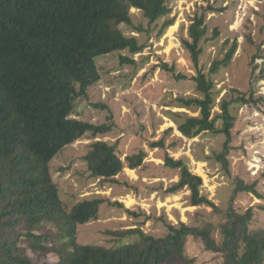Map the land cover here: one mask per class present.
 Instances as JSON below:
<instances>
[{
    "label": "trees",
    "instance_id": "trees-1",
    "mask_svg": "<svg viewBox=\"0 0 264 264\" xmlns=\"http://www.w3.org/2000/svg\"><path fill=\"white\" fill-rule=\"evenodd\" d=\"M202 1L208 2L204 11L194 16L188 38L181 39L196 72L188 77L194 82L196 96L173 99L177 106L198 110V114L172 110L166 114L184 137L193 138L203 131L223 133L226 139L216 159L228 172L226 155L231 148L235 121L231 108L237 104L256 106L264 96L255 97L253 88L248 91L233 88L229 97L220 99V112L212 115L216 104L212 75L228 66L237 41L234 39L223 58L213 60L207 72L198 67L201 43L207 34L206 14L215 9L209 0ZM167 2L0 0V264H195V259L185 252L188 236L200 238L207 250L220 252L222 264H264V229H249L253 206L238 212L229 205L218 225L219 242L211 222L195 226L179 221L166 223L167 232L163 236L134 227L110 232L119 237L135 235L131 242L114 247L80 244L76 240L78 226L97 220L101 204L111 201L94 195L69 205L61 198L51 176L50 162L63 147L86 133L95 137L111 130L109 123L94 124L71 114L76 100L88 99V88L100 77L95 61L98 56L122 50L134 54L143 49L144 44L138 43L135 36L125 35L118 25H133L132 7L139 9L152 24L169 13ZM172 24L173 19H166L159 34ZM120 60L134 63L127 55H120ZM160 64L167 67L166 63ZM255 68L256 64L252 73ZM174 76L186 78L182 73ZM217 120L220 126L216 125ZM171 130L172 127L163 130L164 135ZM146 143L149 148L159 149L164 167L178 173V180L166 189L167 193L185 188L190 192V205L207 204L219 210L200 193L201 176L193 173L183 159L174 158L167 151L175 142L166 145L162 135L156 140L147 139ZM146 156L143 147L122 156L118 139L113 143L98 139L89 144L84 160L90 176L101 185L120 184L117 176L123 169H141ZM256 183L237 180L230 202L242 191L264 198L257 192ZM123 184L131 186L126 181ZM111 203L123 207L118 201ZM126 211L138 216L134 211ZM48 223L56 227L57 233L42 231V226ZM50 237L61 241L57 249L48 245ZM53 252L57 254L55 263L41 260ZM30 253H35L37 260Z\"/></svg>",
    "mask_w": 264,
    "mask_h": 264
},
{
    "label": "rangeland",
    "instance_id": "rangeland-1",
    "mask_svg": "<svg viewBox=\"0 0 264 264\" xmlns=\"http://www.w3.org/2000/svg\"><path fill=\"white\" fill-rule=\"evenodd\" d=\"M207 3L168 0L169 13L152 24L139 9L132 7L133 25L143 29L137 30L125 23L118 27L125 35L135 36L138 43L144 44L143 49L134 54L127 50L115 51L96 58L100 77L88 88V99L76 100L71 117L94 124L106 122L111 130L95 137L86 133L63 147L50 162V172L61 198L69 205L84 197L100 195L111 202L122 203L123 207L102 203L97 220L78 226V243L114 247L134 241L136 236L119 237L111 231L139 227L145 233L163 236L167 232L166 223L179 221L195 226L211 222L216 228L214 237L219 242L218 225L224 220V212L230 204L238 212L253 206L249 229H264V198L242 191L230 202L237 180L246 184L257 181L255 188L264 196V99L256 106L237 104L231 108L235 121L231 129V148L226 155L228 172L216 159L226 139L223 133L203 131L187 138L179 133L166 114L167 110L198 114V110L177 106L173 99L196 96L194 82L188 78L196 72L181 39L188 38L190 23L194 16L204 11ZM209 4L215 9L206 14L207 34L201 43L198 67L207 72L213 60L223 58L234 39L237 41L228 66L212 75L216 93L214 115L220 112L222 96L229 97L233 88L241 91L253 88L255 97L264 96V72L261 71L264 68V0H209ZM166 19H173L175 28L169 32L170 25L159 34ZM120 55L131 57L134 63L121 62ZM254 55L258 56L254 58ZM161 62L167 67H162ZM174 73H182L186 78H175ZM220 124L217 120L216 125ZM168 127L172 130L164 135L163 130ZM162 135L166 145L175 142L168 146L169 154L183 159L193 173L201 176L200 193L212 201L218 211L207 204L190 205V192L185 188L176 193L166 192L178 180V173L164 167L159 149L149 148L146 143L147 139L156 140ZM98 139L109 143L118 139L122 156L143 147L147 151L144 166L132 171L124 168L117 176L120 184L106 182L101 185L98 179L90 176L84 160L89 144ZM125 181L131 186L123 184ZM125 199L132 202L127 204ZM127 209L138 216L133 217ZM41 229L45 233H57L56 227L49 223ZM49 239L47 243L51 247L57 249L61 245V241ZM185 252L195 259V264H222L223 261L220 252L207 250L202 240L193 236L187 237ZM30 255L37 260L35 253ZM41 260L55 263L57 254L53 252Z\"/></svg>",
    "mask_w": 264,
    "mask_h": 264
},
{
    "label": "bare ground",
    "instance_id": "bare-ground-1",
    "mask_svg": "<svg viewBox=\"0 0 264 264\" xmlns=\"http://www.w3.org/2000/svg\"><path fill=\"white\" fill-rule=\"evenodd\" d=\"M175 28V25H171V28H169L170 30H169V32L172 30V29H174ZM180 133V132H179ZM128 171H132V170H130V169H128ZM125 202L127 203V204H130L131 202H132V200H130V199H125Z\"/></svg>",
    "mask_w": 264,
    "mask_h": 264
},
{
    "label": "crops",
    "instance_id": "crops-1",
    "mask_svg": "<svg viewBox=\"0 0 264 264\" xmlns=\"http://www.w3.org/2000/svg\"><path fill=\"white\" fill-rule=\"evenodd\" d=\"M129 169V168H128ZM131 170V169H130Z\"/></svg>",
    "mask_w": 264,
    "mask_h": 264
}]
</instances>
